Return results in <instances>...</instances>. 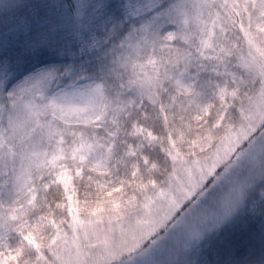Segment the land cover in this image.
<instances>
[{
	"label": "rangeland",
	"instance_id": "374dc122",
	"mask_svg": "<svg viewBox=\"0 0 264 264\" xmlns=\"http://www.w3.org/2000/svg\"><path fill=\"white\" fill-rule=\"evenodd\" d=\"M115 44L88 71L23 92L9 89L11 97L0 92V256L25 250L8 264H97L120 244L121 225L148 218L143 204L160 188L171 185L180 198L188 181L184 168L198 176L193 162H209L227 126L246 124L241 109L254 107L264 90V77L243 67L239 56L249 46L223 9L197 18L189 0L151 27L130 24ZM225 112L224 126L214 128ZM238 155L229 161L234 181L264 167V157ZM213 195L218 204L220 193H209V207ZM167 210L156 199L152 218ZM174 220L109 264H141L140 253L149 248L157 264L175 259L178 250L183 259L188 234L173 229ZM29 233L39 249L26 239Z\"/></svg>",
	"mask_w": 264,
	"mask_h": 264
},
{
	"label": "snow or ice",
	"instance_id": "6c2138e0",
	"mask_svg": "<svg viewBox=\"0 0 264 264\" xmlns=\"http://www.w3.org/2000/svg\"><path fill=\"white\" fill-rule=\"evenodd\" d=\"M188 3L189 0H18L16 3L5 0L0 5L3 9L0 92L11 97L13 91L23 92L49 84L57 77L68 78L76 72L88 71L107 60L116 47L115 41L130 24L151 27L162 16L173 17ZM191 3L197 9V18L205 10L211 16L213 8L223 9L224 19L238 25L249 46L248 54L239 56L243 67L264 77V48L260 47L264 44V0H191ZM219 19L217 13L212 20L213 28ZM119 46L123 47V43ZM225 51L231 54L233 50L229 47ZM252 103L254 107L246 112L241 109L240 118L247 123L239 129L232 124L227 126L209 162L203 165L193 162L198 176L190 166L184 168L188 181L179 189L180 198L173 193L171 185L168 190L160 188L155 199L148 198L143 204L148 218L137 217L135 225L127 229L121 225L120 244L107 248L97 264H109L123 252L136 251L144 239L173 218L172 228L186 231L188 241L182 248L183 259L178 250L175 259L167 264H247L253 254L244 251L234 238L245 233L259 235L264 240V167L249 172L244 182H238L230 179L235 162L229 161L230 155L237 152V160L244 156L253 160L264 157V90ZM226 118L227 112L219 117L214 128L223 127ZM257 132L259 136L253 139ZM245 143L247 148L240 151ZM181 163L187 165V161ZM235 175L239 177V173ZM174 179L179 180V176ZM217 192L220 193L218 204L213 195L215 206L209 207L205 204L209 193ZM156 199L168 204L167 212L159 220L152 218ZM202 206L204 210L199 211ZM26 239L40 248L31 233ZM157 243L152 241L153 245ZM24 254L25 250L18 248L16 255L0 256V264H8ZM140 255L141 264H157L152 248L141 251Z\"/></svg>",
	"mask_w": 264,
	"mask_h": 264
},
{
	"label": "trees",
	"instance_id": "16d2710c",
	"mask_svg": "<svg viewBox=\"0 0 264 264\" xmlns=\"http://www.w3.org/2000/svg\"><path fill=\"white\" fill-rule=\"evenodd\" d=\"M234 242L240 245L244 251L250 250L253 254L247 264H264V240L259 235L238 233L234 238Z\"/></svg>",
	"mask_w": 264,
	"mask_h": 264
}]
</instances>
